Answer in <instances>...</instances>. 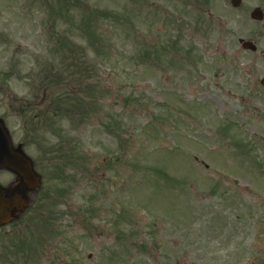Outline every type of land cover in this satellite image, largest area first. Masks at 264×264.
I'll list each match as a JSON object with an SVG mask.
<instances>
[{
  "label": "rangeland",
  "instance_id": "obj_1",
  "mask_svg": "<svg viewBox=\"0 0 264 264\" xmlns=\"http://www.w3.org/2000/svg\"><path fill=\"white\" fill-rule=\"evenodd\" d=\"M201 1L0 0V115L40 175L0 264H264V68L239 44L264 19ZM54 72L63 118L23 129Z\"/></svg>",
  "mask_w": 264,
  "mask_h": 264
},
{
  "label": "flooded vegetation",
  "instance_id": "obj_2",
  "mask_svg": "<svg viewBox=\"0 0 264 264\" xmlns=\"http://www.w3.org/2000/svg\"><path fill=\"white\" fill-rule=\"evenodd\" d=\"M242 2V1H241ZM201 7H222V5L219 6V4H207L204 2V4L200 5ZM229 7H249V5L246 4H241L239 3L236 6L233 5H228ZM251 7H264V0H259L258 3H255L253 5H250ZM263 19H264V11L262 10L261 12ZM262 20H257L256 22H262ZM254 21V20H253ZM264 34V27L262 28V30L259 31L258 35L255 34V38H261L262 35ZM251 44L253 45V47L251 48V54L256 56L255 59V63H258L259 60L261 59V65L264 68V45L261 46L259 45L255 40H251ZM253 63L251 62V65ZM263 86L264 85V78H261L260 81H258V86ZM251 87L253 89H256L255 84ZM49 102L46 100V96L44 94H42V96L40 97V100L38 102V106L40 107H47ZM19 115V114H18ZM7 114H2L0 115V122L3 123L4 128L6 129V120H7ZM20 116V115H19ZM30 121V118L28 119ZM27 123L28 121L25 120V125L24 128L25 129L27 127ZM23 127V122L21 124V128ZM8 130V128H7ZM9 131V130H8ZM9 136L11 139V144L12 147L15 150H18L19 152H23V154L25 155L26 150L24 149L25 146V142H27V139H24V141L18 140L15 141L12 133L9 131ZM29 129H27V132H25L24 134V138L29 137ZM26 156V155H25ZM33 163V162H32ZM0 186L3 189V197L7 198V197H15V198H24L27 199V202L25 204V206L23 207L22 210H16L12 212V218L11 220H9L7 223H3L0 224V230L1 229H5L6 227H8L9 225L10 228H13L14 231L15 230H21L23 227L27 228V226H29L31 224V220H32V213L29 212L30 209V205H31V192L32 189L29 188L26 184L24 179L22 178L21 175L17 174L14 171H11L9 169L6 168H1L0 169ZM8 231V230H7ZM44 248L42 247L41 251H43ZM6 262V261H5ZM42 263H46V259L41 260ZM6 264V263H4ZM15 264V263H14Z\"/></svg>",
  "mask_w": 264,
  "mask_h": 264
},
{
  "label": "water",
  "instance_id": "obj_3",
  "mask_svg": "<svg viewBox=\"0 0 264 264\" xmlns=\"http://www.w3.org/2000/svg\"><path fill=\"white\" fill-rule=\"evenodd\" d=\"M231 3L238 5L240 0H231ZM250 16L254 19H261V10L259 8L253 9ZM241 46L245 49L253 47L250 41H242ZM3 167L19 173L28 187L39 184V177L33 173L30 161L21 152L11 147L10 138L0 123V168ZM25 203L26 200L23 198H3V190L0 188V223L10 220L11 210L20 209Z\"/></svg>",
  "mask_w": 264,
  "mask_h": 264
},
{
  "label": "trees",
  "instance_id": "obj_4",
  "mask_svg": "<svg viewBox=\"0 0 264 264\" xmlns=\"http://www.w3.org/2000/svg\"><path fill=\"white\" fill-rule=\"evenodd\" d=\"M44 82H45V83H44V86L46 87V86L49 84V83H48L49 81L45 80ZM53 105H54V108H55V109H58V111H60V110L63 109V108H62V107H63V103H62V102H59V103L57 102V103H54Z\"/></svg>",
  "mask_w": 264,
  "mask_h": 264
}]
</instances>
